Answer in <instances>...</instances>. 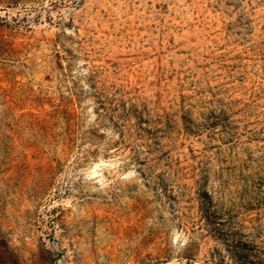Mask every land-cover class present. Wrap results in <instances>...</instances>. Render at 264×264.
<instances>
[{"label":"rangeland","instance_id":"374dc122","mask_svg":"<svg viewBox=\"0 0 264 264\" xmlns=\"http://www.w3.org/2000/svg\"><path fill=\"white\" fill-rule=\"evenodd\" d=\"M0 264H264V0H0Z\"/></svg>","mask_w":264,"mask_h":264}]
</instances>
